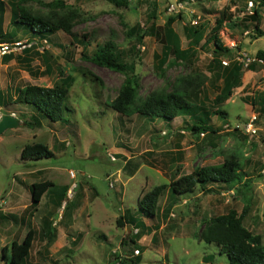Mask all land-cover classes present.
Here are the masks:
<instances>
[{"label": "rangeland", "instance_id": "374dc122", "mask_svg": "<svg viewBox=\"0 0 264 264\" xmlns=\"http://www.w3.org/2000/svg\"><path fill=\"white\" fill-rule=\"evenodd\" d=\"M2 1L0 36L7 30V41H21L25 47L5 54L12 60L8 69L7 63L0 62L1 85L49 87L67 75L73 81L65 100L69 110H64L61 121L44 116L40 127L20 122L0 134V264H7L2 247L20 241L28 228L35 230V239L24 264H108L112 260L119 264L116 255L125 259L120 264H228L226 254L199 235L212 217L230 209L238 214L246 210L244 226L260 234L264 245V64L254 58L257 50H264V36L255 37V21L249 17L248 3H253V10L255 0H194L187 1L184 9L178 8L181 0H128L127 7L115 6L112 0H59L66 8L47 6L58 0H28L23 6L33 14L77 11L70 34L56 30L45 37L12 24L10 5L18 0ZM178 13L181 18L168 30L167 18ZM259 15V29L264 31V8ZM216 19L223 20L219 37L230 49L225 55L213 52L209 38ZM134 25L149 33L139 43L129 35ZM108 40L124 49L138 47L126 61L135 64L140 98L154 90H171L180 77H202L190 100L219 112L211 116L218 131L198 135L187 131L184 126L192 119L187 115L165 123L111 108L125 75L89 60L96 45ZM173 45L176 52L169 51ZM25 49L31 53L23 55ZM243 54L254 60L244 63ZM25 56L30 59V77L24 69ZM229 85L230 95L217 103L216 97ZM5 101V106L0 105L3 114L9 111ZM53 135L67 145L56 147L50 158L21 159L26 144L49 143ZM229 155L241 164L242 178L235 188L215 184L207 186L214 189L208 192L197 187L175 199L164 191L154 217L137 211L138 198L154 186L168 185ZM42 167L49 168L46 174L54 189L68 187L64 206L55 210L43 203L23 212L7 209L12 198L21 206L27 195L18 180L30 169ZM118 216L124 217L123 226L117 225ZM130 217L132 231L124 223ZM136 256L138 262L128 260Z\"/></svg>", "mask_w": 264, "mask_h": 264}, {"label": "trees", "instance_id": "16d2710c", "mask_svg": "<svg viewBox=\"0 0 264 264\" xmlns=\"http://www.w3.org/2000/svg\"><path fill=\"white\" fill-rule=\"evenodd\" d=\"M19 1V2H18ZM11 7V23L16 26H23L30 30L34 35L45 37L54 33L56 30H62L65 33H71L74 25V20L78 16L77 11L65 9L66 11H52L47 15L33 14L23 4L28 0H18ZM115 6L127 7L128 0H112ZM256 7L253 8L252 14L249 15L255 21V29L257 30L255 37L264 36V31L259 29V9L264 8V0H255ZM3 1L0 0V11H2ZM63 6L62 1H53L47 3V6ZM64 8L65 5L63 6ZM176 18H181V14L169 16L166 21L168 30L170 25ZM223 20L216 19L215 26L210 31V41L213 45V52L220 55L227 54L230 49L225 47L219 37V30L222 27ZM129 35L137 42H141L149 35L147 31L142 30L139 25H134L128 29ZM150 32V31H149ZM168 39V36L165 35ZM175 46H169V51ZM137 49H124L118 47L113 41L108 40L102 44H97L94 52L89 57V60L107 69L119 72L125 75L120 89L116 97L110 102L109 106L116 112L122 115L136 114L145 117L152 121L153 119H161L165 123H170L178 115H187L191 122L184 127L187 131L200 133H215L218 131L211 122L212 114L219 115V112L212 111L204 106H198L192 103L191 96L202 85V77L199 75H187L176 80L177 83L171 90H154L145 98H140L137 95L136 79H135V64L133 61H126V58L133 55ZM179 52V51H178ZM254 58L261 60L264 64V50L259 49L255 52ZM252 63L248 69L251 70ZM48 68V67H47ZM73 81L71 75L63 77L60 82H56L50 87L27 85L19 90L16 97V102L27 103L40 113L48 118L51 122L62 120L65 109H68L65 100L68 95L69 86ZM226 91L220 93L216 97V102L224 101L231 93V85L226 87ZM25 125H40V121L23 120ZM53 156L52 151L42 142H33L26 144L20 153L22 159L38 160L41 158H50ZM242 178L241 164L238 158L234 155H229L224 158L221 163L209 165L195 169L192 173L179 176L172 180L168 185L159 184L146 191L137 200V211L144 217L152 218L157 213V205L160 196L164 191L175 199L179 195L193 192L197 187L202 191L213 192L212 187L215 184L224 189H233L240 183ZM49 186H53L52 181L45 180L32 183L30 186L31 204L30 207L35 208L39 203L42 194ZM68 187L63 185L59 190V205L65 198ZM246 210L240 214L236 210L230 209L227 213L212 217L200 231V240L206 243L216 244L220 253H225L228 264H264V245L260 234L253 233L244 226L243 221ZM123 216L116 218L118 226H123ZM132 217L124 221L125 224H130L131 231L133 230ZM46 224L51 228L50 220L46 219ZM50 231V229H49ZM44 228H43V235ZM129 240L132 243H137L133 234H128ZM35 239V230L28 228L24 237L20 240H12L9 245L2 247V258L7 259V264H24L29 256L32 248V243ZM122 244L125 242L122 241ZM118 263H124L125 259L115 256ZM129 261L138 262V256L135 259L128 257ZM108 264H114V260Z\"/></svg>", "mask_w": 264, "mask_h": 264}, {"label": "crops", "instance_id": "0c3cea01", "mask_svg": "<svg viewBox=\"0 0 264 264\" xmlns=\"http://www.w3.org/2000/svg\"><path fill=\"white\" fill-rule=\"evenodd\" d=\"M7 34H8L7 33V30H5V33L2 32V36L4 37L5 40H7ZM9 37L12 40L15 39V36H13L11 34H10ZM29 53H31L30 49H25L23 55H28ZM10 59L12 60V56L5 55L4 57H2L0 59V62L3 61L4 63H7V69H8V67L11 66V62H10L11 60ZM24 59L28 60V65L27 64H24L25 65L24 66V69H25V73L27 74L26 76L30 77V73H29V70H28V66L31 67V65L29 63L30 59H29L28 56H25ZM47 67H48V69L45 68V70L48 71L49 70V66H47ZM5 72L8 75V72L7 71H5ZM41 72H43V71H41ZM20 89L21 88H19L17 86H15L13 88L11 83H9L7 86L6 85L5 86H2L1 83H0V105H2V106L4 105L5 106L4 101L7 100V102L5 101L6 104H7V107L9 108V111L7 112V114L14 115L22 123V125H25L23 119H26L27 121H31L33 119L34 122H35V120L37 118H39L40 119V125H38V127H40L44 123V121H45L43 114L40 113L35 108H33V106H30L27 103H22V102H16V101H14V99L17 97L18 92H19ZM11 97H13V99H12V101L11 100L9 101V99H11ZM55 122H57V121H55ZM52 124H54V123H52ZM52 124L47 122V125H49L50 127H52L51 129L54 128V126ZM34 138H36V136H33V139ZM38 142H40V141H38ZM47 143L48 142H46L45 144L48 146V148L51 151H54V149L56 147H59L61 149V148H64L67 145V142L63 138L55 137V135H53L52 139H50V142L48 144ZM111 150H114V149H111ZM41 159H43V158H41ZM41 159H38V160H41ZM22 160H30V159H22ZM35 161H37V160H35ZM48 170H49L48 167L33 168L32 170L30 169L28 172H26L25 177H23L22 179H19L18 180V178L15 177V180H18V182L23 185V187L25 188V190L27 192V195H25V194L23 195V204L21 206H18V204L16 202V199L15 198H12V202L9 203L10 206L7 209H10V210H17V209L20 210L21 209L22 212L24 210H26L30 206V204H31V194H30V186H31V184L32 183H35V182L45 181V180L52 181V180H50L48 178V176L46 174V171H48ZM52 183H53V181H52ZM54 186L55 185L53 183V186H49L47 188V190L42 194V196H41V198L39 200V203L37 205H40V204H43V203L44 204H50V206L54 207L55 210H58V208L64 206L63 203L65 202V200H63L61 202V205L57 206L59 204V191L56 190V189H54ZM69 194L70 193H68V190H67L66 191V194H65V198L67 196H69ZM13 201L15 203H13Z\"/></svg>", "mask_w": 264, "mask_h": 264}, {"label": "built area", "instance_id": "2783aa9c", "mask_svg": "<svg viewBox=\"0 0 264 264\" xmlns=\"http://www.w3.org/2000/svg\"><path fill=\"white\" fill-rule=\"evenodd\" d=\"M187 1L193 2L194 0H184V1L181 0V1H179L177 3L178 4V8L179 9H184L185 8V5L184 4L187 3ZM252 7H253V3L252 2H249L248 3V9H249V12L250 13L253 12ZM171 9H172V7H171ZM23 47H25V45L22 44L21 41H7V40L2 39L1 36H0V59L5 54L10 53L12 50H14V49H20V48H23ZM242 58H243V62L244 63H249L250 61H253L254 60V59H251V57H248L246 54H243ZM257 61L262 62L261 60H257ZM2 115H3V113L1 112V109H0V118H1ZM111 159L113 161L114 160V157L111 156ZM72 175H74V174L71 172V176ZM1 205H2V200L0 201V206Z\"/></svg>", "mask_w": 264, "mask_h": 264}, {"label": "water", "instance_id": "95a60500", "mask_svg": "<svg viewBox=\"0 0 264 264\" xmlns=\"http://www.w3.org/2000/svg\"><path fill=\"white\" fill-rule=\"evenodd\" d=\"M20 121L12 114H3L0 118V134L7 129L19 126ZM129 229V225H128Z\"/></svg>", "mask_w": 264, "mask_h": 264}]
</instances>
